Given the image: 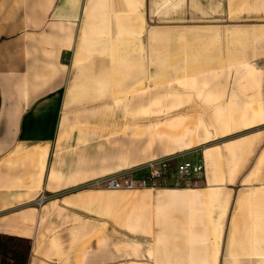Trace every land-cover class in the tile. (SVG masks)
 <instances>
[{"label": "crops", "instance_id": "1", "mask_svg": "<svg viewBox=\"0 0 264 264\" xmlns=\"http://www.w3.org/2000/svg\"><path fill=\"white\" fill-rule=\"evenodd\" d=\"M184 151L197 188L80 189ZM0 234L27 264H264V0H0Z\"/></svg>", "mask_w": 264, "mask_h": 264}, {"label": "built area", "instance_id": "2", "mask_svg": "<svg viewBox=\"0 0 264 264\" xmlns=\"http://www.w3.org/2000/svg\"><path fill=\"white\" fill-rule=\"evenodd\" d=\"M192 152L194 151H184L151 159L128 169L94 178L80 189L197 188L204 178V165L201 159L188 157ZM49 198L48 195L41 194L35 203L40 206Z\"/></svg>", "mask_w": 264, "mask_h": 264}, {"label": "trees", "instance_id": "3", "mask_svg": "<svg viewBox=\"0 0 264 264\" xmlns=\"http://www.w3.org/2000/svg\"><path fill=\"white\" fill-rule=\"evenodd\" d=\"M30 248V239L0 234V264H27Z\"/></svg>", "mask_w": 264, "mask_h": 264}]
</instances>
